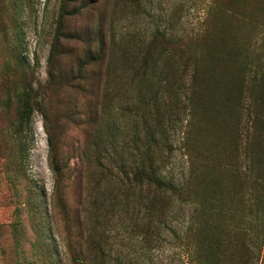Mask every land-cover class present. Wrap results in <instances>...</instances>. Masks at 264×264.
<instances>
[{
  "label": "trees",
  "instance_id": "1",
  "mask_svg": "<svg viewBox=\"0 0 264 264\" xmlns=\"http://www.w3.org/2000/svg\"><path fill=\"white\" fill-rule=\"evenodd\" d=\"M246 1L210 0L201 28L178 38L157 30L145 43L131 35L107 42L97 30V47L87 51L86 62L62 76L76 93L94 95L97 87L106 94L119 84L117 94L127 97L131 91L142 106L134 112L131 161L117 164L124 177L112 176L115 160L101 127L85 131L76 171L78 213L65 208L78 230L75 240L67 242L68 264H119L110 261L101 230L109 213L116 206H130L142 236L156 241L173 195L187 198V193L194 203L182 239L187 264H264V36L261 52L253 56L248 48L258 49L257 36L234 26L244 20L264 31V0L254 2L259 13L254 19L246 13ZM22 2L6 0L5 7L14 12ZM95 81H100L98 86ZM16 101L12 131L21 153L30 141L32 114L39 103L30 87ZM220 108L225 114L227 109V127L236 136L232 157L222 163L215 151L226 137L213 124ZM88 113L94 117L93 110ZM179 125L187 145L197 131L194 150L201 161L196 174L191 159L187 180L174 185L163 169L172 150L169 132ZM44 127L58 186L68 169L59 141L61 126H50L45 115ZM127 165L130 172L124 170Z\"/></svg>",
  "mask_w": 264,
  "mask_h": 264
},
{
  "label": "rangeland",
  "instance_id": "2",
  "mask_svg": "<svg viewBox=\"0 0 264 264\" xmlns=\"http://www.w3.org/2000/svg\"><path fill=\"white\" fill-rule=\"evenodd\" d=\"M1 1L0 264H68L67 242L75 240L78 230L74 218L65 215V208L78 213L81 188L76 171L80 149L85 145V131L89 134V127L96 125L98 130L101 127L115 160L112 176L124 177L117 164L119 160L127 164L131 161L134 112L142 106L133 100L131 91L127 97L117 94L118 88H122L119 84L115 92L106 94L97 87L94 95L87 90L76 93L62 76L86 62L87 51L97 47V30L107 42L113 37L118 42L131 35L145 43L157 30L178 38L201 28L210 0H23L14 12L6 9V0ZM255 1L245 3L251 19L259 16L254 10ZM234 26L257 36L258 49L247 48L253 56L259 55L263 29L244 20H238ZM95 82L97 86L100 83ZM26 87L32 89L39 104L32 114L30 141L25 151L18 153L12 125L16 96ZM89 110H93V118L88 116ZM225 111L226 114L220 108L213 121L215 132L226 137L215 151L219 163L229 155L232 157L235 146L236 136L233 134L232 138L227 127L231 119L226 108ZM45 115L50 126L59 125L62 131L59 141L64 144L62 152L68 169L58 186L49 164ZM183 125L169 132L172 150L163 169L165 179L174 185L187 180L191 159L195 171L200 169L201 158L194 150L198 133L195 130L191 134L187 145ZM124 170L130 172V165ZM184 196L187 198L173 195L164 228L156 241H147L142 236L130 206L126 209L116 206L101 225L110 261L187 264L189 254L182 239L194 203L192 194Z\"/></svg>",
  "mask_w": 264,
  "mask_h": 264
}]
</instances>
